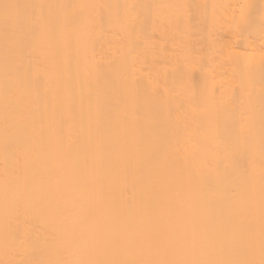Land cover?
Masks as SVG:
<instances>
[{
    "label": "bare ground",
    "instance_id": "1",
    "mask_svg": "<svg viewBox=\"0 0 264 264\" xmlns=\"http://www.w3.org/2000/svg\"><path fill=\"white\" fill-rule=\"evenodd\" d=\"M0 264H264V0H0Z\"/></svg>",
    "mask_w": 264,
    "mask_h": 264
}]
</instances>
